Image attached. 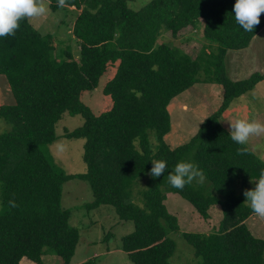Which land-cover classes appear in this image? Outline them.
<instances>
[{"label":"trees","instance_id":"trees-1","mask_svg":"<svg viewBox=\"0 0 264 264\" xmlns=\"http://www.w3.org/2000/svg\"><path fill=\"white\" fill-rule=\"evenodd\" d=\"M46 1L49 10L59 8L57 0ZM129 1L66 0L65 6L78 10L71 25L77 59L69 46L54 52L53 35L40 34L27 19L14 36L0 37V75L12 96L11 103L0 105V119L9 125L0 133V264L22 258L42 264L45 247L60 264L69 263L78 231L68 223L60 194L71 178L89 185L92 200L85 208L110 205L118 220L132 222L120 238V250L132 264H170L174 242L168 232L177 226L164 204L166 192L185 199L202 220L210 207L220 208L212 231L181 234L199 264H264V238L248 229L245 220L253 211L243 196L264 161L232 141L219 123L233 98L264 80L259 72L231 80L224 70L226 50L246 47L264 26V14L253 32H246L235 20V0H149L137 9ZM199 27L213 50L195 53L158 41L163 32L174 38ZM107 66L114 73L101 91L111 106L93 114L80 96L95 88ZM197 82L218 84L220 102L187 140L170 147L164 140L170 129L166 106ZM63 112L82 118L62 134L82 139V173H65L47 150ZM238 148L248 151L239 155ZM152 160L167 167L163 176H148L137 191L138 206L132 185L149 172ZM178 162L197 166L205 181L193 180L183 190L172 187L167 176ZM10 200L18 206L10 207Z\"/></svg>","mask_w":264,"mask_h":264},{"label":"rangeland","instance_id":"rangeland-1","mask_svg":"<svg viewBox=\"0 0 264 264\" xmlns=\"http://www.w3.org/2000/svg\"><path fill=\"white\" fill-rule=\"evenodd\" d=\"M149 0H132L127 4L132 9H137ZM47 5V1L44 0ZM78 12L72 6H64L49 10L40 18L27 19L28 22L40 33L53 35L55 51L69 46L73 58L77 59L78 49L76 41L71 34V25L75 14ZM158 41L170 43L177 48L189 51H211L215 44L201 36L198 29H183L174 38L163 32ZM224 70L231 80L246 78L253 72L264 73V26L251 38L248 45L240 49H227L224 56ZM114 68L107 66L106 71L99 77L97 85L92 90L81 93L80 99L86 104L93 114L108 109L111 106L110 98L102 93L105 82L111 78ZM221 88L214 82H197L172 97L166 106L169 114L170 129L164 136L168 146H176L187 140L198 128L199 124L219 104ZM12 102V96L6 81L0 75V105ZM237 118L256 119L264 123V80L257 82L252 89L233 98L227 108L219 117V123L229 132V122ZM82 122L80 115L61 114L54 127L56 138L47 145L48 153L53 163L65 173H82L85 165L81 159L82 139L66 138L62 134L79 126ZM9 125L0 119V133L7 130ZM154 144V138H149ZM62 142L67 146V151L57 155L55 144ZM250 150L264 161V136L253 137L246 144ZM148 173L138 177L132 185V202L141 205L138 201L137 191L143 189L148 178ZM198 182L197 179H194ZM200 183V182H198ZM208 190L212 189L207 183ZM240 187L236 186V190ZM255 185L247 182L243 189H252ZM92 200L91 190L85 180L71 178L61 185L60 206L69 211L68 223L78 231V240L68 264H79L88 259H93L95 264H132L125 253L120 250V238L132 230L131 221L118 220L110 205H99L85 208V204ZM164 204L167 211L176 217L177 230L168 232L174 242V250L168 258L170 264H199V259L194 257L189 244L182 238L183 232L209 233L218 223L221 212L217 206L208 209V217L202 220L197 216L191 205L176 193L166 192ZM250 232L264 238V218L251 214L245 220ZM42 264H60V258L48 248H43L41 255ZM18 264H35L25 258Z\"/></svg>","mask_w":264,"mask_h":264},{"label":"clouds","instance_id":"clouds-1","mask_svg":"<svg viewBox=\"0 0 264 264\" xmlns=\"http://www.w3.org/2000/svg\"><path fill=\"white\" fill-rule=\"evenodd\" d=\"M59 7H64L66 0H57ZM49 11L44 0H0V37L14 36L20 27V21L25 19H36L45 16ZM235 20L237 24L246 32H253L254 28L260 24V16L264 14V0H235L233 5ZM229 122V135L235 143L239 145L248 144L253 137L264 136V123L256 119L237 118ZM57 155H62L67 151V146L62 142L55 144ZM247 148H238L237 153L243 155L247 153ZM142 154V153H141ZM152 167L148 175L152 178L163 176L166 170V162L163 160H152ZM169 184L177 189L183 190L186 184H190L194 179L203 183L205 176L202 170L192 163L178 162L173 171L167 176ZM255 187L245 189L243 196L256 216L264 218V169L261 170L259 178L252 181ZM10 207L18 205L9 201Z\"/></svg>","mask_w":264,"mask_h":264},{"label":"crops","instance_id":"crops-1","mask_svg":"<svg viewBox=\"0 0 264 264\" xmlns=\"http://www.w3.org/2000/svg\"><path fill=\"white\" fill-rule=\"evenodd\" d=\"M169 103V102H168Z\"/></svg>","mask_w":264,"mask_h":264}]
</instances>
